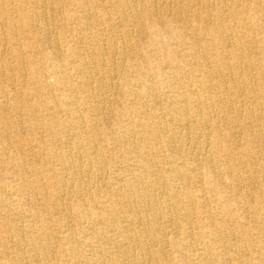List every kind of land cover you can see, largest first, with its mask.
<instances>
[{"label": "bare ground", "instance_id": "6f19581e", "mask_svg": "<svg viewBox=\"0 0 264 264\" xmlns=\"http://www.w3.org/2000/svg\"><path fill=\"white\" fill-rule=\"evenodd\" d=\"M231 1L233 3L227 10L237 15L243 14L240 26H244L248 20L245 3L251 2L252 10L257 12V28H264V0H240L239 3ZM29 2H34L35 6L29 9ZM76 2L75 11L78 12L75 19L79 20V25H92L95 30L91 32V36H86L89 39L86 44L67 48L60 53L58 46L54 47L55 50H50L51 56L54 55L58 60L54 59L51 64L54 81L48 83L43 79L44 70L38 69V63L43 62L49 52L39 51L33 54V37L28 39L40 29L36 18L41 15L46 19V33L44 32L43 37L49 40L48 29L55 16L57 2L0 0V26L3 27L0 30V139L6 137L12 143L21 138L22 133H18L17 126L13 124L16 120L30 123V127L41 131L45 137H54L55 140L57 125L60 129L70 131L68 146L63 150L54 148L51 144L41 145V136L23 139L29 149L25 154L19 147L17 154L3 159V154L7 152L5 149L9 150L10 144L6 143L7 146L0 150V167H7L10 172L6 178L0 179V195L4 194L0 197V239L6 238L10 242L23 244L22 252L30 254V264H53L51 259L59 261L57 251L48 249L51 242L49 236L58 240L59 244L55 243L57 246L63 247L61 244L67 240L68 233L58 223L50 224L49 210L40 204L47 203L55 208L61 206L67 195L82 188V185L88 186L92 179H97L102 180V186H109L105 191L108 199L100 201V205L97 200L91 205L90 212L80 209V216L88 217L95 213L90 218L109 221L107 231L111 232L112 237L102 227H93L90 233L94 232L96 238L84 237L83 251L73 246L63 248L62 251L69 254L67 260L63 261L64 264H76L81 259L87 260L98 254L100 264H149L144 261L145 257L153 259L152 264H158L162 258L166 259V264H264V170L254 165L255 161L264 157V147L257 149L253 139H264V111L261 101L264 100V83L257 79L258 74L255 73L254 86L239 89L242 87L241 78L236 66H242L237 64L240 53L236 47L224 42L225 28L220 22V9L214 3L203 0H171L160 5L158 0H95L89 5ZM191 9L198 12L200 23L193 28L190 24L189 29L196 32L203 30L204 34L210 35L211 42L203 40L204 43H199V39L196 41L197 33H191L189 37L194 39L190 43L191 47L178 49L175 45L172 51L184 57L177 63L166 62L164 67L179 75L181 66H184L193 75L194 84L193 87L177 90L174 83L167 80L164 83L171 88V95L159 104L161 98L158 95L154 98L157 91L149 82L140 80L146 74L141 73L137 67L136 59L141 58L149 64V56L146 54L145 57V53L141 51L131 54L126 45L134 35H148V40L157 38L161 32L157 25L170 32L168 38H175L182 45L187 44L181 32H174L172 26V30H169L164 24L166 20L167 23L181 20L182 14ZM161 10L167 12L166 18L159 15ZM13 12L17 13V17ZM116 17L120 19L119 22L112 21ZM130 21L135 29L127 28ZM64 23L66 24V20L61 22L62 27ZM119 26L124 27L120 29L118 36H114ZM83 28L84 26L80 27ZM184 28L183 32L187 33L188 26ZM24 33H27L25 37ZM245 34L246 30L240 36ZM233 36L237 34L234 33ZM83 37L79 36L77 39L82 40ZM14 41L16 46H13ZM254 41L251 40L252 44ZM225 48L228 56H224ZM189 54L199 60L212 56L213 64L198 67L192 60H188ZM172 55L174 54L171 53L170 56ZM131 57L135 61L134 65L125 64ZM10 59L14 63L9 62ZM224 69L230 71L222 73ZM243 69L251 72L246 66ZM6 71L14 75L16 81L19 80L17 86L14 80L8 81L4 76ZM162 75L167 78L163 71ZM250 81L252 82L251 78ZM124 86H127V92L123 97L133 106H141L143 100L140 101V97L151 98H147L146 103L142 104L143 110L135 107L133 115L115 116L118 128L110 131L111 142H98V139L103 140V134L97 138L100 124L98 115L104 110L109 94L122 95ZM247 96L249 100L245 98ZM7 101L12 110L7 108ZM198 105L206 110L196 109ZM246 106L251 111H246ZM190 111L194 112L193 118L189 116ZM242 117L247 120H242ZM3 118L7 120H1ZM239 127L244 131L241 130L236 135L234 132ZM25 129L23 127L22 130ZM208 130L215 131L213 142L220 149L219 152L222 151L217 157L221 163L219 171H199L201 184L197 189L201 191H188L180 184V181L184 184L189 182L191 172L199 170V165L195 162L198 156L192 155L193 159L187 154L189 160L179 162L181 157L178 154L179 157L169 160L165 167L170 179L177 182L173 184L176 188L164 193L163 190L159 197L153 196L157 210L142 202L141 186L152 189L162 183L161 174L149 178L153 175V169H156L159 156L155 141L161 148L178 153L187 143L195 146L201 139L208 138ZM227 142L234 143L235 147L230 148ZM0 144L4 143L0 141ZM32 144L37 148H32ZM107 146H122L123 151L132 152V157L139 161V168L128 167V157L124 152L99 157V154H104L100 152L105 151ZM248 153L252 158H247ZM107 160L122 164L120 171H114L116 176L112 182H107L100 176V170ZM208 161L210 160L204 161V168ZM241 163L244 164L243 172L240 171ZM249 169L254 171L247 174ZM223 175L230 177L229 185L222 183ZM8 187L12 189L6 193ZM235 198L244 200L242 208L230 207L226 211L216 206L217 201L228 203ZM90 200L94 202L95 199L89 198ZM153 210L156 211L153 213ZM162 210L170 213L169 216H176L166 215L162 220ZM161 220L178 229L169 240L160 238L157 225ZM52 229H58L57 234H51ZM4 233L7 235L4 236ZM188 237L198 241L199 246L195 252L191 253V249L187 250L190 253L176 252V247ZM158 239H163L164 247L169 242L177 255L162 256L165 250L153 241ZM63 240L65 241L62 242ZM3 254L5 256L0 258L5 259L8 255L10 260L7 263V260L4 262L1 259L0 264H19L22 259L20 252L13 254L4 251ZM29 263L22 260V264Z\"/></svg>", "mask_w": 264, "mask_h": 264}, {"label": "rangeland", "instance_id": "374dc122", "mask_svg": "<svg viewBox=\"0 0 264 264\" xmlns=\"http://www.w3.org/2000/svg\"><path fill=\"white\" fill-rule=\"evenodd\" d=\"M54 1L57 2V9L55 11L54 18L51 21L52 23L50 24L49 29H48L49 36H50V37H48L49 40L48 39L45 40L43 37L44 32L46 33L45 26H44V20H46V19L44 17H40L41 15L36 18V21H37L36 24L38 25V28H40V29L38 31L34 32V36L31 34V36L28 39V40H30L33 37L32 38V40H33V45H32L33 46V48H32L33 52L32 53L33 54H36L39 51L43 52V53L49 52V54L46 56L45 60L41 63H38V64H40V66H38V69L39 70L41 69L42 71L44 70L42 72L43 79H45L48 83H51L52 81H54V77H53L54 75H53L52 70H51V64L54 61L55 56L54 55H53V57L51 56L50 50H55V48H56L55 46H58L59 47L58 53H60V52H64V50L67 48H74V47L77 48L78 45L80 46L81 44H86V42L89 41V39L86 36H91L92 35L91 32H93L95 30V27L92 28L93 27L92 25H89V26H85L84 24L79 25V20L75 19V15L78 12V11H75L76 4H77L76 0H54ZM77 1L78 2L81 1L84 4L89 5V4H91V2H93L95 0H84L86 3L83 0H77ZM112 1H117V0H112ZM168 1H171V0H164V1L158 0V4L160 5L161 3L168 2ZM203 1H206L208 3H214L220 9V13H221V15L219 16L220 22L222 23V25L225 28V34L223 36L224 42L227 43L228 45L233 46V48L236 47L237 52L240 53L239 54L240 55L239 56V62L237 64L242 65V66L241 67L236 66V69L240 73V76H239V74H238V76H239V78H241L240 79V82H241L240 85L242 87L240 86L241 88H239V89H241V90L247 89L249 87L248 85L254 86L255 80H256V78L254 77L255 73L258 74L257 79H259V80L261 79L260 81H262L264 83V44H263L264 43V28H260V29L257 28V26H258L257 21H256L258 19L257 18V12L252 10V3L251 2L245 3V6L248 8L246 11L247 15H248V20L244 23V26H240L241 25L240 20H241V16L243 14L237 15L235 13H230L227 10L228 6L231 3H233L231 0H217V1L216 0H203ZM236 1H237L236 3L240 2V0H236ZM58 2H60V5H58ZM32 6H35V3L29 2V9ZM165 10H161L160 14H159L163 18H166V15H167V12ZM12 14L14 16L17 15V13H14V12ZM182 15H183V17L181 18V20L176 19L177 22H175V23H167V20H166L164 25L167 26L166 28H169V30H172V27H173V31L176 33L181 32L183 37H184V40L187 42V44L182 45L175 38H168L170 35V32L166 31L165 29H162L161 25H157L158 29H160V31H161L160 35L157 38L152 39V40H148V38L146 37L148 35H141V36L134 35L130 39L129 44L126 45V48L129 49V52L131 54H134L135 52L141 51V52L145 53V57H147V55L149 56L147 58L150 62L149 64L145 63V61L141 60V58L136 59L137 67L141 73L146 74L145 76L141 77L140 80L145 81V82H149L151 85L154 86L155 90L157 91V92H155L156 94L154 93L155 94L154 98L156 95H158L161 98L159 101V104L163 102L164 98H169V94L171 93V91H170L171 88L170 87L168 88V86L164 83V82H167V80L172 81V83H174V85L176 86L177 90H181L184 87H193L192 85L194 84V83H192L193 75L184 66H181V68L179 70V75H178V73L177 74L173 73L170 68L164 67V64L166 62L173 61V62L177 63V62H179V60L181 58L184 57L182 55H179L178 52L172 51L175 49V45H177L178 49H181L184 46L191 47L190 43L194 41V39L189 37V35L191 33H197V34H195L196 35V41H197V39H199V43H204V42H202L203 40L208 42V43L211 42L210 41V35L204 34L205 32L203 30L196 32V30L192 29L193 27L197 26L198 22L200 23V20H198L199 19L198 12L195 9H191L189 11H186ZM63 20H66V24L64 23L63 24L64 26L62 27L61 22ZM112 21H116V22L118 21L119 22L120 19L116 17V18H112ZM190 24L192 27L191 29H189ZM180 25H182V27ZM82 26H84V28L80 29V27H82ZM185 26H188L187 33L183 32L184 29H186V28H184ZM123 27L124 26H119L117 31L114 32V36H118L120 29H122ZM2 28L3 27L0 26V30H2ZM127 28H130V29L134 28L135 29V25H133L130 21L127 25ZM244 30H246L245 36H240ZM27 32H29V30ZM234 33L237 34V36L234 37L233 36ZM26 35H27V33H24L23 37H25ZM83 35L85 37H83ZM77 36L83 37V38H81L82 40L77 39L78 38ZM253 39L256 41V43L254 41V44H252V42H251V40H253ZM48 44H51V45H48ZM13 46H16L15 41L13 42ZM154 47H156L157 50L154 49ZM227 48H229V47H227ZM227 48L223 49L224 56H228ZM240 49H243V50H240ZM254 50L255 51L258 50V51L255 52ZM209 52H211V50H209ZM171 53H173L174 55L170 56ZM250 57H251V59H250ZM187 58H188V60H190V62L193 61L195 63V65L198 67H202L203 65L208 66V65L213 64L212 56H210V58H206V59L200 58V60H199V58L196 59V58L190 56V54H189V57L187 56ZM226 58L228 59V61L230 60L228 57H226ZM12 60L13 59H10L9 62L14 63V61H12ZM55 60H58V58ZM59 60L62 63H64L63 60H61V59H59ZM241 62H244V64ZM126 63H128V65H129V63L134 65L135 61L131 57L130 59L125 61V64ZM243 66L244 67L246 66L248 69H250L251 72H249V70L246 71L245 69H243L244 68ZM160 67H161V69H160ZM133 68L134 67H132V69ZM129 69H131L130 66H129ZM253 70H255V72ZM162 71L167 78H164V76L162 75ZM227 71H230V69L229 70L224 69L221 72L227 73ZM250 73L252 75H250ZM171 74L174 76H171ZM4 76L8 78V81L14 80L13 82H16V86H17V82L19 80L16 81V79L13 78L14 75H12L9 71H6ZM260 76H262V77H260ZM134 78H136V76H134ZM190 78H192L191 81H190ZM247 78H248V80H247ZM250 78H251L252 82L250 81ZM215 80H216V78H215ZM244 81H245V83H244ZM220 88H222V87H220ZM126 92H127V86H124L123 90H122V95H119L118 93H114L113 95L109 94L110 98H109V100H107L104 110L102 111V113H100L98 115V121L100 122V124L98 125L99 129L97 128V133H99L97 135V138H99V136L103 134L101 136V138L103 140L98 139V142H101V143L111 142L109 140V138L111 136L110 131L111 130H117V128H118V120L115 116H117L119 114L120 115L124 114V116L125 115H133V113L135 111L134 110L135 107H138V109L143 110L142 104L146 103L147 98H151L150 96L140 97L141 98L140 101L143 100V102L141 103V106H133L128 99H125L123 97L124 93H126ZM245 98L247 100H249V96H247ZM261 101H263V109L262 110L264 111V100H261ZM159 104L157 106H160ZM160 107L166 111V109L164 107H162V106H160ZM7 108L12 110L10 108L9 101H7ZM8 109H6V111L9 112ZM196 109L202 111L205 108H203V107L201 108V106L198 105V107H196ZM248 109L251 111V108L246 106L245 110L248 111ZM136 113H139V112H136ZM189 116L193 118L194 112L190 111ZM241 119L247 120L245 117H242ZM1 120H7V119L3 118ZM13 124H15V126H17L18 133L21 132L22 136L20 139L18 138L17 141L12 142V143H10V139L7 138V140L9 141L8 142L6 140V137H2L0 139V141L2 143H4V144H0V150L2 148H4L3 146H7L8 143L10 144V149L9 150L5 149V151H7V152H5L3 154V155H5V156H3V159H6L8 156H12L14 154H17V150L19 147H20L19 150H21L24 154L27 153L29 151V149L26 147L25 142H24L25 140H23V139L25 137H29V136L30 137L41 136L39 138V142L41 143V145L51 144L52 147L58 148L60 150H63L68 146V140L70 137L69 132L70 131L66 130V129H60L59 125H57V127H56L58 129V132L55 135V136H57V140H55V138L52 136L45 137L41 131L34 129L33 127H30L31 124L28 122L23 123V121L18 122L16 120ZM23 127H24V129L26 128L24 131L22 130ZM8 129H10V127ZM102 129H103V131H102ZM237 130L238 131H235L234 133L236 135H239L241 133L242 129H240V127H239V128H237ZM242 131H244V130H242ZM100 132H102V133H100ZM207 132H210V130H208ZM29 134H31V135H29ZM248 136H249V133H248ZM214 137H215V131H211L210 134L208 135V138H205L203 140L201 139V141L199 143H196L195 146L194 145L191 146L189 143H187L186 145H184L181 148L180 152L177 151L178 153L167 150L165 147L161 148L159 146L158 142L155 141V145H156L157 149L159 150L157 152V154L159 156L157 157L158 162H157L156 167H155L156 169H153V175H150L149 178H152L154 176L158 177L161 174L160 178L162 179V183L158 186L153 187L152 189H150V187H148V186H141L140 187V195H141L140 199H141V201L147 205H151L154 209H156V207L154 206L156 202L155 201L153 202V200H152L153 196L159 197L163 190H164L163 191V193H164V192H167L168 190L176 188L173 184L177 183V182H173V180L170 179L171 177L168 175V172L165 171V167L168 165L169 160L177 157L178 154L182 158V159L179 158L180 159L179 162L183 161V159L185 161H188L189 159L186 156L187 154H190V156H192V155L194 156V154H196L198 156V158H196L195 162L197 165H199V170H195V171L191 172V175L189 178L191 180H189V182L187 181L184 184L182 181H180V184L182 185V187H185L186 190H188V191H193V190L196 191L198 186L201 184V180H200V175H201L200 173L201 172H199V171H205V169L207 171L208 170L209 171H219L221 162L219 159H217V157H219V155L222 153V151L219 152L220 149L214 144V142H213ZM253 139L255 141L254 146L257 149L259 148L261 150V146L264 147V139H262V140H260V138L259 139L253 138ZM227 143H229L228 146H230V148L235 147L234 143H231V142H227ZM31 147L34 149L37 148L33 144ZM122 148H123L122 146H120V147L119 146H114V147L107 146V149L105 151L102 150L100 152L101 154L102 153H104V154H102V155L99 154L98 156L103 157L108 153H115V154L120 155L122 152H124L126 154V156L128 157L127 162H126L128 167L139 168V161H137L134 157H132V152L123 151ZM1 155H2V152L0 151V156ZM146 156L149 158V155H146ZM246 156L248 159L252 158L250 153H248ZM193 159H194V157H193ZM208 159L210 161H208L207 167L204 168V165H203L204 161L208 160ZM244 159H246V157ZM199 162H200V164H199ZM243 165L244 164L241 163V167H240L241 172H243L242 171ZM254 165H257L259 168L264 170V157H261L258 161H255ZM121 166H122V164H119L118 162H112L110 160H107L104 168H102L100 170V171H102V174H100L101 179H103L107 182H112L114 180L113 178L116 176L114 171H120ZM213 168L215 170H213ZM157 169H161L162 171H159ZM249 171H254V169H249L247 174L249 173ZM9 173L10 172H9L7 167H0V179L6 178V176H8ZM221 179H222V183L224 185H229L231 183L230 177L228 175H223ZM102 184H103L102 180L92 179L90 181V183L88 184V186L82 185L83 186L82 188L78 189L77 191L75 190L72 194L67 195L64 198V202L61 204V206H57L56 208L52 207L51 205H49L47 203L46 204H40L42 207H45L49 210L48 215H49V219H50V224L51 223H58L60 225V227L65 229L68 233L67 234V237H68L67 240L62 241V242L65 241L63 244H61V245H63V247L60 245L57 246V244H59L57 242L58 240L56 239V241H55L54 238L49 236V241H51V242H50V247L48 249H51L52 251H57V254L60 257L59 261L51 259L53 261V264L55 262H57L55 264H62L63 261L67 260V257H69V254H67V252L62 251L65 246H73L74 248L78 249L79 251L80 250L83 251V249H85L84 245L82 244L83 238L84 237L96 238L95 237L96 235L93 234L94 232L90 233V231L93 227H96V226L102 227L106 231L107 235L112 237L111 232L107 231L109 221L104 220L103 218L101 221L96 219V218H90V217H94L95 213L89 215L88 217L83 216V215L80 216V209L83 212H86V211L90 212L92 210L91 205L93 203H96L97 200L99 201L98 204L100 205V201H106L108 199V197L105 196V191H106V188L109 186L108 185L102 186ZM177 188H179V184H178ZM11 189L12 188L8 187L6 189V193L8 191H10ZM199 190L201 191V189H197V191H199ZM145 193H146V195H145ZM2 195H4V194L2 193L0 195V197ZM89 198L95 199L94 202H92L91 200L89 201ZM184 199H182V200L184 201ZM243 205H244V200H240V199H236V198L233 201L232 200L229 201L228 203L226 201H221V202L217 201L216 202V206L218 208H224L226 211L230 207L235 208V209L236 208H238V209L242 208ZM156 210H153V213ZM173 212H175V211H173ZM142 213H144V212H142ZM162 213H164L163 210H162ZM168 214H170V213L166 212V213L162 214L163 215V216H161L162 220H163L164 216H166ZM174 216H176V215H174ZM174 216L170 215L169 217H174ZM162 220L157 225V229L161 233L160 238L163 237V239L169 240L171 237L174 236L173 235L174 232L178 231V229L175 227H172V224H170L169 222H163ZM188 227L191 228L190 225ZM57 232H58V229H52L51 230V234L52 233L57 234ZM5 234L6 233H4V236H5ZM53 239H54V241H53ZM163 239H160V240L158 239V241L153 240L155 242V244L163 247V249H162L163 251L165 250L164 251L165 254L162 256H165L166 254L177 255L176 252L190 253L187 251L188 249H191V253H194L196 250V247L199 246L198 241L188 237V238L184 239L180 243L179 246L176 247V252H175L173 250V246L169 245L170 244L169 242H167L168 245H166L168 249L166 248V246L165 247L162 246ZM93 240H95V239H93ZM55 243H57V244H55ZM23 247H24V245L21 243L10 242L6 238H2V239H0V256H2V258H3V256H5L3 254L4 251L12 252L13 254H14V252L15 253L20 252V256L22 259H20L19 264H22V260L27 261L29 263L31 256L28 252H22ZM152 248H154V246H152ZM185 256L187 257L188 255H185ZM2 258H0V260ZM2 260L4 262H6V260H7V263H8L10 260V257L8 255H6L5 259H2ZM144 261L148 262L149 264H152L153 259L151 260L150 258L145 257ZM163 261H164V263H163ZM81 263L82 264H100V255L98 254L94 257L91 256V258H88L87 260L81 259V261L77 262L76 264H81ZM158 264H166V259L165 258L160 259V262Z\"/></svg>", "mask_w": 264, "mask_h": 264}]
</instances>
